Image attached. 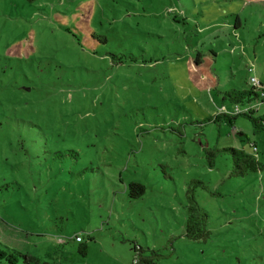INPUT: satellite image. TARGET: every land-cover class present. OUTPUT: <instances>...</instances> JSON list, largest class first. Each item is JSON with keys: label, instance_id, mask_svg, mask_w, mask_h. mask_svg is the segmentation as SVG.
<instances>
[{"label": "rangeland", "instance_id": "1", "mask_svg": "<svg viewBox=\"0 0 264 264\" xmlns=\"http://www.w3.org/2000/svg\"><path fill=\"white\" fill-rule=\"evenodd\" d=\"M255 50L264 0H0V264H264V127L213 120Z\"/></svg>", "mask_w": 264, "mask_h": 264}, {"label": "trees", "instance_id": "2", "mask_svg": "<svg viewBox=\"0 0 264 264\" xmlns=\"http://www.w3.org/2000/svg\"><path fill=\"white\" fill-rule=\"evenodd\" d=\"M29 3H32L36 0H26ZM174 20L178 22V20L174 17ZM241 25V21L238 16H235L234 23L232 24V30H237ZM259 42V40H258ZM256 49V47H255ZM241 53L244 51V48H241ZM258 53V51H257ZM256 53V54H257ZM209 56L212 58H216V53L213 50L208 51ZM253 57L254 60L249 58V61L246 59V69L249 73V76L254 75L259 80V85L253 86L251 83L248 82V77H246V81L248 82L247 88H233L229 90L222 91V100L228 101L232 104L233 107L236 105L242 104L244 107L249 106L250 108L245 112H239L238 114L232 113H219L213 120H217L221 117L227 120L228 123H232L235 117L239 115L246 116L249 118L255 127H264V123L259 119L254 117V112H256L254 104L263 103L264 102V78L258 76L257 74V67L255 66L257 55ZM243 55V54H242ZM202 55L198 53L194 59V63L196 65H201L203 62L208 63L204 59H200ZM259 64V63H258ZM252 68L253 71H249ZM202 72V71H198ZM203 73V72H202ZM262 73L264 74V67ZM252 147L255 148V144H252ZM227 150L231 153L232 157V165H233V174L237 176H244L248 171H256L261 167V163L257 160V157L254 153H249L244 149L238 148H227ZM126 190L128 192L129 197L131 198H138L145 192V186L137 182H130L127 185ZM190 203L187 205V217H186V224H185V236L193 239V240H200L205 239L208 235V229L206 227L207 223V214L206 212L198 205V203L194 200V198L190 197ZM80 237L79 235L75 236V240L79 242V251L81 253H85L87 250L86 243H82V237L80 240H77L76 237ZM134 249H136L134 247ZM10 264H15L12 259H8Z\"/></svg>", "mask_w": 264, "mask_h": 264}, {"label": "built area", "instance_id": "3", "mask_svg": "<svg viewBox=\"0 0 264 264\" xmlns=\"http://www.w3.org/2000/svg\"><path fill=\"white\" fill-rule=\"evenodd\" d=\"M249 71H253V69L250 68ZM248 82L251 83L253 86L259 85V80L254 75H251V76L248 77ZM249 108H250L249 106H246L244 108H240L238 105H236L233 108L232 114H238L239 112H245ZM76 239L80 240V237L77 236Z\"/></svg>", "mask_w": 264, "mask_h": 264}, {"label": "crops", "instance_id": "4", "mask_svg": "<svg viewBox=\"0 0 264 264\" xmlns=\"http://www.w3.org/2000/svg\"><path fill=\"white\" fill-rule=\"evenodd\" d=\"M254 52V56H255V54L257 53V51L255 50V51H253ZM257 55H258V53H257ZM210 75H212V74H210ZM209 75V76H210ZM210 78H212L211 76H210Z\"/></svg>", "mask_w": 264, "mask_h": 264}]
</instances>
